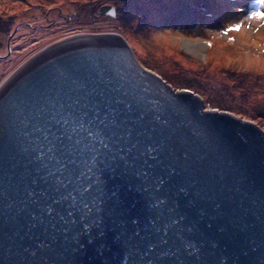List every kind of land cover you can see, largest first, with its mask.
Returning a JSON list of instances; mask_svg holds the SVG:
<instances>
[{
	"label": "water",
	"instance_id": "water-1",
	"mask_svg": "<svg viewBox=\"0 0 264 264\" xmlns=\"http://www.w3.org/2000/svg\"><path fill=\"white\" fill-rule=\"evenodd\" d=\"M99 12L100 16H116L111 5L102 6ZM103 53L122 59H110ZM130 64L142 80L135 78ZM62 69L71 71L72 79L52 87L50 82ZM167 81L141 66L125 32L65 38L33 56L10 76L0 87V264H198L196 257L187 254L161 257L166 246L154 251L149 248L156 238L152 226L156 213L138 174L141 166L148 165L143 164V158L137 159V145L148 141L162 146L158 162L149 160L155 175L165 181L161 198L178 206L177 213L188 218V227L195 225L213 237L221 250L237 256L236 264H261L264 130L230 112L205 109L201 97L177 91ZM149 86L169 99L174 106L172 113L163 107L147 111L137 107L136 95ZM146 95L160 98L154 90ZM38 99L49 109L38 117L46 125L40 136V150L46 154L43 161L36 159L40 152L36 150L33 124L18 133L19 122L14 115L17 104L31 105ZM130 103L131 110L127 106ZM60 104L83 114L86 122L95 121L100 128L109 125L106 131L113 141V152L101 178L102 191L93 189L81 197L100 202L99 209L92 205L93 216L98 217L91 233L97 239L92 243L88 235L76 239L70 222L79 221L80 213L68 215L73 211L70 201L57 205L66 220L45 218L32 202L41 200V193L58 199L76 187L73 183L57 192L58 179L85 186L91 183L81 176L84 157L80 154L83 145L76 144L79 137L65 135L64 128L51 120ZM52 144L63 168L49 176L52 165L47 161L51 155L47 148ZM121 156L136 164L127 165ZM44 163H49L48 169ZM171 168L176 169L175 174ZM182 187L187 191L181 192ZM28 192H34L35 197L29 199ZM217 205L229 217L243 218L247 227L220 232L213 224L209 229ZM202 211L207 213L203 218ZM129 238L134 239L125 244ZM40 244L45 247L40 248ZM241 248L247 256L240 254Z\"/></svg>",
	"mask_w": 264,
	"mask_h": 264
},
{
	"label": "rangeland",
	"instance_id": "rangeland-1",
	"mask_svg": "<svg viewBox=\"0 0 264 264\" xmlns=\"http://www.w3.org/2000/svg\"><path fill=\"white\" fill-rule=\"evenodd\" d=\"M104 5L116 16H100ZM259 13L264 0H0V22L15 32L0 33V87L66 37L125 32L141 66L201 97L205 109L264 130V19H252ZM236 24L243 31L223 35Z\"/></svg>",
	"mask_w": 264,
	"mask_h": 264
},
{
	"label": "snow or ice",
	"instance_id": "snow-or-ice-1",
	"mask_svg": "<svg viewBox=\"0 0 264 264\" xmlns=\"http://www.w3.org/2000/svg\"><path fill=\"white\" fill-rule=\"evenodd\" d=\"M131 2L132 0H129V3ZM172 6L173 5H169V7ZM252 19H264V13H259L253 16ZM243 29L244 24H236L233 27H229L223 35L231 36L233 33L243 31ZM206 43H209L210 46L214 47V45H212L209 41H206ZM232 43L235 44L236 41L232 40ZM102 55L117 61L122 59L108 53H103ZM130 67L135 73V78L142 80L141 75L137 72L134 66L130 64ZM71 79V71L62 69L50 83L52 87H55L62 82ZM153 90L156 95L160 97L159 99H153L146 95V93ZM141 93L142 94H137L135 97L134 103L137 107L145 109L146 111L158 110L161 107L167 109L171 113L174 111V106L169 99L163 96L158 90L153 89L151 86L148 88H142ZM41 99H43V97H41ZM127 106L129 110L133 107L131 103ZM15 107V120L19 122V126L16 131L19 133L22 130V127L33 124V131L37 134L38 141L36 150L40 152L36 159L41 161L45 160L46 154L40 150L42 144L40 136L44 134L46 125L42 124L38 117L42 116L45 112H48L49 109L45 104H41L40 99L36 100L35 103L31 105L17 104ZM51 120L64 128L65 135H69V133H71L79 137V139L76 140V144L83 145V148L80 149V154L84 157L81 161L84 168L81 176L87 177L91 183L85 186L79 181L69 179L65 182L63 179H58L57 184L60 187L56 188L57 192H60L61 188L68 189L69 185L73 183L76 184V187L71 191H68L66 195L61 194L58 199L52 198L48 193H41L42 199L33 200L32 202L37 204L42 213L46 214L45 218L55 219L56 217H59L60 220H66V218L61 215L57 205H60L62 201H70V207L73 208V211L69 212L68 215L73 216L76 212L80 213L79 221L72 220L70 222L71 227L76 231V239H79L81 236L88 235L90 237L89 242L92 243L97 239V237L91 236V233L98 223V217L93 216L92 205H95L96 208L99 209L100 202L98 199L89 201L88 199H81V197H84L86 193L93 192V189L95 192L102 191L101 178L105 170V165L110 158L109 154L113 152V141L106 131V129L109 128V125H105L104 128H100L95 124V121L86 122L83 114H79L70 106L66 107L64 104H60L59 108L51 116ZM101 123H103V121H101ZM116 123L117 122L114 119L112 124L115 125ZM129 135H131L130 132ZM44 139H47L46 135L44 136ZM137 150L139 152V157L137 159L143 158V164L148 165V168L141 166L138 174L144 181V191L149 194L152 209L156 213L152 225L154 227L156 238L153 242L149 243V248L154 251L157 248L163 249L166 246L167 251L162 250L160 253L161 257L171 254L179 258L181 255L187 254L188 257H196L198 264H230V262L231 264H236L238 259L237 256L229 255L227 251L221 250L219 245L214 241L213 237L209 236L206 232L199 230L195 225L188 227V218L185 215L177 213L176 208L178 206H171L166 198H161L159 195L165 181L161 177L155 175L154 171H152V165H149V160L158 162V156L162 151L161 144L157 141H148L137 145ZM47 152L51 154L47 156V161L52 165L51 170H49V176H52L56 172H61L63 165L62 161L57 158V149L55 144L48 147ZM120 159L124 160L129 166H134L136 164L135 160H127L125 156H121ZM43 166L45 169H48L49 163H44ZM170 172L175 174L176 169L171 168ZM93 177H95V180L92 179ZM180 191L186 192L187 190L182 187L180 188ZM74 193H77L78 195H75ZM27 195L29 199H32L36 194L34 192H28ZM206 215V212H201L202 218ZM211 220L212 223L208 224V228L211 229L213 224H215L218 226L220 232L227 231L230 228L243 230L247 227L243 218L229 217L227 213L222 210L221 205L216 206L215 215L211 217ZM133 222L135 223V221ZM103 235L104 233L101 231L99 236L102 237ZM136 235H139V233ZM132 239L134 238L125 239L124 243L131 244ZM39 247L44 248L45 245L40 244ZM132 247L136 246L132 245ZM261 250L264 252V244H262ZM240 254L247 256L248 252L241 248ZM209 255L213 257L211 261L208 259ZM129 258H131V253L129 254ZM149 264H153V262L149 261ZM180 264H184V261H181ZM261 264H264V260H262Z\"/></svg>",
	"mask_w": 264,
	"mask_h": 264
},
{
	"label": "trees",
	"instance_id": "trees-1",
	"mask_svg": "<svg viewBox=\"0 0 264 264\" xmlns=\"http://www.w3.org/2000/svg\"><path fill=\"white\" fill-rule=\"evenodd\" d=\"M179 0H166V4H176ZM9 20L7 22H0V33L2 34H8L10 33L11 35L14 33L12 31V25L11 23L9 24ZM67 38V37H66Z\"/></svg>",
	"mask_w": 264,
	"mask_h": 264
},
{
	"label": "bare ground",
	"instance_id": "bare-ground-1",
	"mask_svg": "<svg viewBox=\"0 0 264 264\" xmlns=\"http://www.w3.org/2000/svg\"><path fill=\"white\" fill-rule=\"evenodd\" d=\"M74 37V36H73ZM77 37H79V36H77Z\"/></svg>",
	"mask_w": 264,
	"mask_h": 264
}]
</instances>
